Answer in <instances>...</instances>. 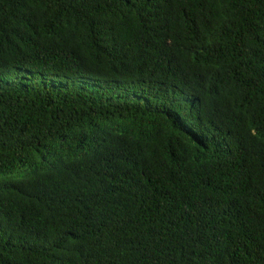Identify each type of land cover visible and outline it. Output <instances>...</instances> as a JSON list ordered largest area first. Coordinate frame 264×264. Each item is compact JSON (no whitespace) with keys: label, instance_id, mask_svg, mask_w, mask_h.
<instances>
[{"label":"trees","instance_id":"16d2710c","mask_svg":"<svg viewBox=\"0 0 264 264\" xmlns=\"http://www.w3.org/2000/svg\"><path fill=\"white\" fill-rule=\"evenodd\" d=\"M0 264H264V0H0Z\"/></svg>","mask_w":264,"mask_h":264}]
</instances>
